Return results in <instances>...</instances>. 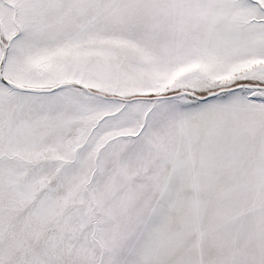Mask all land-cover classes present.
Returning <instances> with one entry per match:
<instances>
[{"label": "snow or ice", "instance_id": "obj_1", "mask_svg": "<svg viewBox=\"0 0 264 264\" xmlns=\"http://www.w3.org/2000/svg\"><path fill=\"white\" fill-rule=\"evenodd\" d=\"M0 264H264V0H0Z\"/></svg>", "mask_w": 264, "mask_h": 264}]
</instances>
